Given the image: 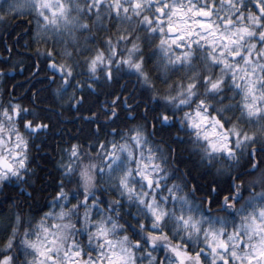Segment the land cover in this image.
Returning a JSON list of instances; mask_svg holds the SVG:
<instances>
[{"label": "snow or ice", "instance_id": "snow-or-ice-1", "mask_svg": "<svg viewBox=\"0 0 264 264\" xmlns=\"http://www.w3.org/2000/svg\"><path fill=\"white\" fill-rule=\"evenodd\" d=\"M18 17L56 87L40 110L0 71V264H264V0L0 4ZM57 105L81 128L41 205Z\"/></svg>", "mask_w": 264, "mask_h": 264}, {"label": "trees", "instance_id": "trees-1", "mask_svg": "<svg viewBox=\"0 0 264 264\" xmlns=\"http://www.w3.org/2000/svg\"><path fill=\"white\" fill-rule=\"evenodd\" d=\"M2 3H4V0L0 1V4ZM29 27H31V25L27 23V17H18L10 21L6 26L0 24V61L9 56V54L4 51L5 40H7V46L11 47L22 34L24 36V38L20 39L19 43L16 44V50L23 54V63L13 67V61L20 59V57H16L13 54V59L9 60L7 65L0 63V71L8 72V89L11 90L13 85H15L16 95L24 98L25 101H27V98L30 97L33 92L42 90L43 94L40 101H37V108L40 110H51L54 100L52 90L56 86L46 77L43 60L40 61L41 71L38 75H33L36 69L32 67V65L37 62L36 58L35 56H31V49H25V47H23L28 38L27 30ZM0 84H2V82H0ZM101 99H103V97H101ZM60 112L61 109L58 105L54 111L46 112L52 121V131L35 141L39 147L36 148L34 156L36 162L39 164L38 173L41 177L40 183L44 185V191L39 198L41 205L51 200L49 193L54 190L55 182L51 179V177L55 175V172L52 171L54 168L52 157L56 154L57 144L60 143L67 146L69 140L75 142V136L81 128L79 119L71 118L72 116H78L74 110L68 111V109H64V116H61ZM85 115H87V113H85ZM185 159H188L186 154ZM16 192H19V187H17ZM0 200H3V197H0Z\"/></svg>", "mask_w": 264, "mask_h": 264}, {"label": "rangeland", "instance_id": "rangeland-1", "mask_svg": "<svg viewBox=\"0 0 264 264\" xmlns=\"http://www.w3.org/2000/svg\"><path fill=\"white\" fill-rule=\"evenodd\" d=\"M1 1V0H0Z\"/></svg>", "mask_w": 264, "mask_h": 264}]
</instances>
